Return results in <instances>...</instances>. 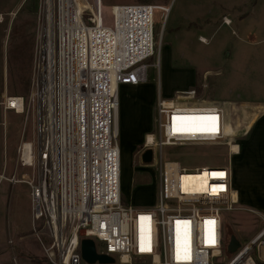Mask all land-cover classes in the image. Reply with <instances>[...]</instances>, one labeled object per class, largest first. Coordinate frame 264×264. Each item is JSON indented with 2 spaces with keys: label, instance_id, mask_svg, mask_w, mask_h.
<instances>
[{
  "label": "built area",
  "instance_id": "obj_1",
  "mask_svg": "<svg viewBox=\"0 0 264 264\" xmlns=\"http://www.w3.org/2000/svg\"><path fill=\"white\" fill-rule=\"evenodd\" d=\"M105 11L103 0L39 1L29 99L37 130L19 149V163L35 169L20 183L30 189L34 229L50 239V263L87 264L81 242L91 239L116 264H264V229L225 263L223 214L239 205L230 169L193 172L162 153L165 147L210 146L227 148L230 158L239 155L238 128L229 131L221 102L194 93L159 97L156 131L146 135L140 153L141 159L147 150L154 153L157 205L139 210L123 203L120 87L146 85L149 70L159 68L155 18L165 10L114 5L109 16ZM27 105L21 96L0 101L5 112L24 113ZM191 115L200 118L197 132L187 130Z\"/></svg>",
  "mask_w": 264,
  "mask_h": 264
},
{
  "label": "rangeland",
  "instance_id": "obj_2",
  "mask_svg": "<svg viewBox=\"0 0 264 264\" xmlns=\"http://www.w3.org/2000/svg\"><path fill=\"white\" fill-rule=\"evenodd\" d=\"M39 1L0 0V101L21 96L28 102L24 113L0 107V264H50L46 252L50 239L34 229L30 189L20 183L31 180L35 169L19 163V149L34 141L37 130L29 99ZM103 4L106 16L114 5L170 9L168 14L156 12L159 68L149 70L148 84L121 86L119 93L123 199L148 210L158 202L159 175L156 166L142 162L140 153L146 135L156 131L159 97L194 93L204 101L223 103L235 125L240 123L235 138L239 146L248 140L252 124L264 117V0H103ZM162 153L193 172L234 162L227 148L165 147ZM251 203L239 200L235 211L223 214L227 249L232 237L245 246L264 229V206L258 205H264V198ZM232 258L226 250L225 263Z\"/></svg>",
  "mask_w": 264,
  "mask_h": 264
},
{
  "label": "crops",
  "instance_id": "obj_3",
  "mask_svg": "<svg viewBox=\"0 0 264 264\" xmlns=\"http://www.w3.org/2000/svg\"><path fill=\"white\" fill-rule=\"evenodd\" d=\"M256 6L257 3L253 5L254 9ZM231 25H233L232 20ZM198 119L200 118L196 119L195 128ZM239 126L240 123L235 125L234 121L231 120L229 131H232L234 127L239 128ZM240 146L239 155L232 157L234 162L230 161L227 167L232 174V184L238 193L240 203L252 204L251 201L264 198V117L252 124L248 140L242 142ZM258 205L264 206L260 203Z\"/></svg>",
  "mask_w": 264,
  "mask_h": 264
},
{
  "label": "water",
  "instance_id": "obj_4",
  "mask_svg": "<svg viewBox=\"0 0 264 264\" xmlns=\"http://www.w3.org/2000/svg\"><path fill=\"white\" fill-rule=\"evenodd\" d=\"M154 153L152 150H147L143 156L142 161L146 165H150L153 161ZM241 244L238 242L237 238L232 237L230 244L228 246V253L231 255L236 254L240 249ZM81 255L82 259L87 264H116V260L108 255L99 254L97 252L96 243L91 239H84L81 242ZM52 259L54 256L52 255Z\"/></svg>",
  "mask_w": 264,
  "mask_h": 264
},
{
  "label": "bare ground",
  "instance_id": "obj_5",
  "mask_svg": "<svg viewBox=\"0 0 264 264\" xmlns=\"http://www.w3.org/2000/svg\"><path fill=\"white\" fill-rule=\"evenodd\" d=\"M163 8H164V10H165V13L168 14L169 11H170V9H169V8H165V7H163ZM227 23H230V22L228 21V22H226V24H227ZM205 41H206L205 38L201 39V42H202V43H205ZM197 118H199L197 115H191V116L185 118V121H187V124H189L188 129H187L189 132H197V131L199 130V127H198L197 124H196V128H195V126H194V124H195ZM194 119H195V120H194ZM184 131H186V129H185ZM203 177H204V175H203L202 177L191 176V177H187V179H193V180H196V179H201V178H203Z\"/></svg>",
  "mask_w": 264,
  "mask_h": 264
},
{
  "label": "snow or ice",
  "instance_id": "obj_6",
  "mask_svg": "<svg viewBox=\"0 0 264 264\" xmlns=\"http://www.w3.org/2000/svg\"><path fill=\"white\" fill-rule=\"evenodd\" d=\"M214 119V118H213ZM141 219H145L144 217H141ZM144 244H143V237H142V242H141V251H144ZM150 250V248H149ZM184 253H185V258H187V243H185V249H184ZM177 258H180V247H179V240L177 242Z\"/></svg>",
  "mask_w": 264,
  "mask_h": 264
},
{
  "label": "trees",
  "instance_id": "obj_7",
  "mask_svg": "<svg viewBox=\"0 0 264 264\" xmlns=\"http://www.w3.org/2000/svg\"><path fill=\"white\" fill-rule=\"evenodd\" d=\"M123 203H124V204H127V203L125 202V200H124V199H123ZM49 262H50V261H49ZM50 264H51V263H50Z\"/></svg>",
  "mask_w": 264,
  "mask_h": 264
}]
</instances>
